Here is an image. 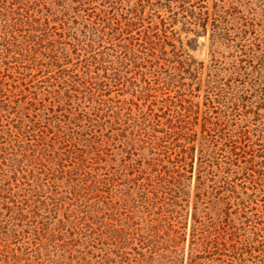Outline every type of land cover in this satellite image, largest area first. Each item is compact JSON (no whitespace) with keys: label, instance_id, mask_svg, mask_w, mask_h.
Returning a JSON list of instances; mask_svg holds the SVG:
<instances>
[{"label":"trees","instance_id":"1","mask_svg":"<svg viewBox=\"0 0 264 264\" xmlns=\"http://www.w3.org/2000/svg\"><path fill=\"white\" fill-rule=\"evenodd\" d=\"M256 1L258 16L237 5L211 14V43L231 59L213 51L197 136L180 81L202 66L160 33L152 7L174 2L205 32V6L0 0V59L14 63L16 80L35 82L24 106L14 100L22 93L0 91V263L264 264V145L250 140V125L236 128L246 121L256 141L264 136V0ZM125 89L144 104L174 91L177 102L165 106L177 111L165 118L154 99L144 110L109 97Z\"/></svg>","mask_w":264,"mask_h":264},{"label":"rangeland","instance_id":"2","mask_svg":"<svg viewBox=\"0 0 264 264\" xmlns=\"http://www.w3.org/2000/svg\"><path fill=\"white\" fill-rule=\"evenodd\" d=\"M190 2L188 4H185V6L191 5L194 7L192 10L198 11L199 8L198 5H203L205 8H202V10H206L208 12V18L206 23V31L203 32L202 28L196 26L193 23V15L188 10L187 12L180 11L178 6H176V3L170 2L167 3V5H164V3H157L152 10V21L157 24V27L161 30L160 33H163V29H165L167 32V35L169 36V43L174 44L180 52L183 54L184 57L190 58L191 61H194V65L191 67L194 68L195 65L200 64L202 66L201 72L199 73L200 80L196 79H188L184 78L180 81V84L183 86V88L190 89L191 95L186 98L192 105H194V111L196 114H194L195 119H192L196 122L194 126V131L197 133V136L201 133V124H202V117L204 115V109H205V103H206V93H205V79L207 78V74L210 73V67L212 65V58H213V51H216L215 55L218 56L219 59L223 58L226 59L225 61H229L231 57L229 56L231 50L228 48L225 44H213L210 40V33H211V14L214 11V9H219V6H222L224 8H228L229 6H235L237 5V9L243 11V13L250 12H256V16L260 15V7H258V3L256 0H189ZM165 2V1H164ZM197 2V3H196ZM194 5V6H193ZM254 8V9H253ZM261 18V17H260ZM264 16L262 17L263 22ZM264 23V22H263ZM262 23V24H263ZM166 50H171V46H166ZM0 59V91L2 89H12L15 91V93H22V96H19L16 100V105L18 106H24L25 102L27 101L25 96H29V91H34L35 87H31L35 85L34 80L30 77L25 78V80H16L17 75L16 72L13 69L14 63L9 62L7 63L8 66H5L4 63H2ZM222 74L226 75V72H222ZM43 75H40L39 77H36L37 80L41 79ZM227 76H225L226 78ZM35 78V77H34ZM141 77H138L136 82L139 88L143 85L142 81L140 80ZM17 87V88H15ZM30 87V88H29ZM28 89V90H27ZM119 95L116 92H112L109 97L113 99H120L130 102H136L140 107H143L145 110L148 105L149 101H152L151 99H154L153 101L156 102L155 107H157L155 112L163 117H168L170 114L176 113L177 107L171 106L170 110L166 108V98L171 104H173V100H176V94L174 91L161 94L160 91H157V93L152 92L151 94L155 97H147L148 101H145V104L142 100H137L132 94L130 93V90L125 89V91H118ZM11 93V92H10ZM12 94V93H11ZM188 102V103H189ZM163 104V105H162ZM193 118V117H192ZM245 124L250 125L247 126L249 130L248 135L250 137L251 141H255L258 144L264 145V136L261 138V140L256 141L257 134L259 131L252 130L250 127H254L255 124H249L246 121H239L236 124V128H239L240 126H244ZM260 145V146H261ZM259 146V147H260ZM257 147V146H256ZM195 174L191 176L190 179L186 180V192L188 193L189 200L188 203L184 204V211H183V222L185 226V232H186V240L183 244L184 251L187 253L188 249V243H189V231H190V216L192 212V206H193V195H194V181ZM261 203V202H259ZM0 264H9V263H0Z\"/></svg>","mask_w":264,"mask_h":264}]
</instances>
